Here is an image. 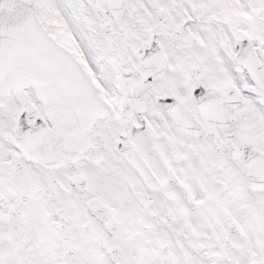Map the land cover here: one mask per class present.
Here are the masks:
<instances>
[{"label":"snow or ice","instance_id":"snow-or-ice-1","mask_svg":"<svg viewBox=\"0 0 264 264\" xmlns=\"http://www.w3.org/2000/svg\"><path fill=\"white\" fill-rule=\"evenodd\" d=\"M0 264H264V0H0Z\"/></svg>","mask_w":264,"mask_h":264}]
</instances>
